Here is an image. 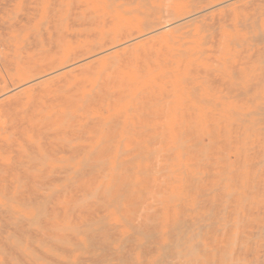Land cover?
<instances>
[{"label": "rangeland", "instance_id": "374dc122", "mask_svg": "<svg viewBox=\"0 0 264 264\" xmlns=\"http://www.w3.org/2000/svg\"><path fill=\"white\" fill-rule=\"evenodd\" d=\"M0 264H264V0H0Z\"/></svg>", "mask_w": 264, "mask_h": 264}, {"label": "bare ground", "instance_id": "6f19581e", "mask_svg": "<svg viewBox=\"0 0 264 264\" xmlns=\"http://www.w3.org/2000/svg\"><path fill=\"white\" fill-rule=\"evenodd\" d=\"M89 1V0H88ZM186 1V0H185ZM100 2V1H99ZM213 2V1H212ZM87 3V2H86ZM90 3H92V2H90ZM89 3V4H90ZM101 3V2H100ZM135 3V2H134ZM177 3V2H176ZM99 4V3H98ZM90 5H93V4H90ZM95 5V4H94ZM99 5H101V4H99ZM204 5V4H203ZM95 6H97V5H95ZM81 7H83V6H81ZM99 7V6H98ZM100 8V7H99ZM107 9H109L108 7H107ZM101 10V9H100ZM194 11V10H193ZM124 12V11H123ZM141 12V11H140ZM203 12H204V10H203ZM119 13V12H118ZM125 13V12H124ZM157 13V12H156ZM197 13V12H196ZM95 14V13H94ZM113 14V13H112ZM111 14V15H112ZM128 14H129V12H128ZM127 14V15H128ZM91 15H93V12H91ZM108 15V14H107ZM126 15V14H125ZM126 15V16H127ZM155 15V14H154ZM198 15V14H197ZM105 17V16H104ZM109 18H110V16H108ZM114 17V16H113ZM154 17H156V15L154 16ZM109 18H108V23H109ZM118 18V17H117ZM193 18V17H192ZM154 19V18H153ZM164 19V18H163ZM156 20V19H155ZM158 20V19H157ZM156 20V21H157ZM107 21V20H106ZM134 21V20H133ZM166 21V20H165ZM128 22H129V19H128ZM216 22V21H215ZM111 24H112V22H110ZM109 23V25H111ZM153 23V22H152ZM150 24V23H149ZM155 24V23H154ZM130 25H131V23H130ZM148 25V24H147ZM108 26V25H107ZM146 26V25H145ZM144 26V27H145ZM141 27V26H140ZM147 27V26H146ZM148 27H150V26H148ZM151 28V27H150ZM210 28V27H209ZM107 29V28H106ZM124 31V30H123ZM101 32V31H100ZM135 32H133V31H130V30H126V31H124V32H119L118 34H114L112 37H113V42L114 43H121V42H123V41H129V40H132L133 38H134V36H135V34H134ZM93 34V33H92ZM70 37V36H69ZM93 37V36H92ZM143 37V36H142ZM171 38H172V36H170ZM181 37V36H180ZM180 37H179V39H180ZM75 38V37H74ZM161 39V38H160ZM89 40V39H88ZM137 40V39H136ZM74 42V41H73ZM106 42H107V40H105V43L104 44H106ZM172 42V41H171ZM73 44V43H72ZM103 43H102V47L101 48H96V47H93V51L94 52H96V51H98V50H102L103 48H104V45ZM170 44V43H169ZM179 44V43H178ZM186 45V44H185ZM93 51L92 52H90V53H93ZM75 53H76V51H74ZM89 53V54H90ZM107 53V52H106ZM148 53V52H147ZM78 54V53H77ZM149 54V53H148ZM92 56V55H91ZM77 57H79L78 55H77ZM92 57H94V56H92ZM171 58V57H170ZM93 60H95V58L93 59ZM108 60V59H107ZM161 60H162V58H161ZM97 61V60H96ZM106 62H108V61H106ZM135 62V61H134ZM137 62V61H136ZM164 62V61H163ZM105 63V62H104ZM169 63V62H168ZM92 64V63H91ZM94 65V64H93ZM107 65V64H106ZM139 65H140V63H139ZM96 66V65H95ZM109 66V65H108ZM141 66V65H140ZM163 66V65H162ZM169 66H170V64H169ZM122 68V67H121ZM163 68H164V66H163ZM107 70V69H106ZM46 71H48V70H46ZM21 74H20V79L22 80V82H24V81H27L28 79H30V74H31V71H29V70H24V71H21L20 72ZM147 73V72H146ZM193 73V72H192ZM144 75V74H143ZM143 77V76H142ZM158 77V76H157ZM171 78H172V76H171ZM159 80V79H158ZM162 80H163V78H162ZM156 81V80H155ZM160 81V83H161V80H159ZM159 81H157L158 83H159ZM173 81V80H172ZM209 81V80H208ZM210 82V81H209ZM208 82V83H209ZM212 82V81H211ZM210 82V83H211ZM209 83V84H210ZM98 84H100V83H98ZM162 84V83H161ZM211 85H212V83H211ZM215 86V85H214ZM150 87V86H149ZM151 88V87H150ZM166 88V87H165ZM172 88V87H171ZM170 88V89H171ZM215 88V87H214ZM35 89V88H34ZM167 89H169L168 87H167ZM227 90H229V89H227ZM34 91H36V89L34 90ZM57 91V90H56ZM99 91V90H98ZM150 91H151V89H150ZM158 91H159V89H158ZM162 91V90H161ZM152 92V91H151ZM169 92V91H168ZM194 92V91H193ZM230 91H228V93H229ZM102 93H103V91H102ZM156 93V92H155ZM176 93V92H175ZM195 94V93H194ZM93 95H94V93H93ZM177 95V94H176ZM182 95V94H181ZM231 95V94H230ZM245 96H246V94H244ZM160 96H161V94H160ZM179 96V95H178ZM183 96H185V94L184 95H182V98H183ZM97 97V96H96ZM95 97V99H97ZM130 96H128V98H129ZM159 97V96H158ZM247 97V96H246ZM31 98V97H30ZM171 98V97H170ZM191 99H192V97H190ZM33 99H35L34 97H33ZM159 99H160V101H161V98L159 97ZM176 99V98H175ZM184 99V98H183ZM234 99H237V98H234ZM246 99V98H245ZM31 100H32V98H31ZM92 100H94V99H92ZM180 100V99H179ZM185 100V102H186V99H184ZM135 101V100H134ZM165 101H167V100H165ZM199 101V100H198ZM238 101H240V100H238ZM32 102H33V100H32ZM111 102V101H110ZM162 102V101H161ZM168 102V101H167ZM170 102V101H169ZM189 102H192V101H189ZM188 102V103H189ZM208 102V101H207ZM240 102H242V101H240ZM87 103V102H86ZM93 102H91V107H92V104ZM194 103V102H193ZM202 103V102H201ZM239 103V102H238ZM124 104V103H123ZM166 104V103H165ZM168 104V103H167ZM212 105H213V103H211ZM139 105V104H138ZM137 105V107H139ZM147 105H149V104H147ZM178 105H180V104H178ZM183 105H185V103L183 104ZM187 105V104H186ZM191 105V104H190ZM203 105V104H202ZM207 105V104H206ZM211 105V106H212ZM181 107V109H183L182 108V102H181V105H180ZM208 106V105H207ZM167 108H168V105L166 106ZM172 107H173V105H172ZM186 107V106H185ZM184 107V108H185ZM186 108H188V107H186ZM186 108H185V110H186ZM171 109V108H170ZM194 109V108H193ZM197 109V108H196ZM206 109L207 108H205V111H206ZM213 109V108H212ZM218 109V108H217ZM223 109V108H222ZM226 109V108H225ZM164 110H165V108H164ZM167 110V109H166ZM166 110H165V112H166ZM172 110V109H171ZM170 110V111H171ZM175 110V109H174ZM188 110H190V109H188ZM216 110V109H215ZM167 111H169V110H167ZM184 111V110H183ZM182 111V112H183ZM199 111V110H198ZM213 111H214V109H213ZM219 111V110H218ZM224 111H226V110H224ZM180 112V111H179ZM186 112H187V110H186ZM185 111H184V113H186ZM191 113H192V111H190ZM194 112V114H195V111H193ZM221 112V111H220ZM183 113V114H184ZM207 113V112H206ZM101 114V113H100ZM205 114V113H204ZM208 114V113H207ZM227 113H225V115H226ZM229 114V113H228ZM91 115V114H90ZM119 115V114H118ZM179 115H180V113H179ZM188 115H190V113L188 114ZM221 115V114H220ZM230 115V114H229ZM93 116V115H92ZM104 116V115H103ZM183 116L185 117V119L187 118L188 120H189V118L191 117H187L185 114L184 115H182V116H180L181 117V119L183 120ZM192 116H193V114H192ZM210 115H208V117H209ZM97 117V116H96ZM194 117V116H193ZM201 117V116H200ZM216 118H217V116H215ZM220 117V116H219ZM93 118V117H92ZM133 118H135L134 116H133ZM213 118V117H212ZM211 118V119H212ZM228 118V117H227ZM91 119V118H90ZM103 118H101V121H103L102 120ZM184 119V120H185ZM186 119V120H187ZM203 119H205V118H203ZM208 119V118H207ZM229 119L231 120L232 118H230L229 117ZM158 120V119H157ZM185 120V121H186ZM206 120V119H205ZM208 120H210V119H208ZM226 120V119H225ZM224 120V121H225ZM105 121V120H104ZM207 121V120H206ZM212 121H214V120H212ZM224 121H222V122H224ZM227 121V120H226ZM231 121H233V120H231ZM234 121L235 122H237L235 119H234ZM108 122V121H107ZM178 122V121H177ZM187 122V121H186ZM219 122V121H218ZM102 123V122H101ZM104 123H106V121L105 122H103V124ZM208 123V122H207ZM220 123V122H219ZM226 123V122H225ZM232 123V122H231ZM203 124H205V123H203ZM212 124H213V122H212ZM91 125V124H90ZM233 125H235V123H233ZM85 126V125H84ZM83 126V127H84ZM87 126V125H86ZM213 126V125H212ZM88 127H89V123H88ZM186 127V126H185ZM210 127V126H209ZM77 128V127H76ZM98 128H100V127H98ZM183 128V127H182ZM187 128V127H186ZM191 128V127H190ZM203 128V127H202ZM78 129V128H77ZM81 129V128H80ZM84 129H86V128H84ZM90 128H88L87 130H89ZM192 129V128H191ZM188 130V129H187ZM187 130H186V133H188L187 132ZM201 130H203V129H201ZM66 131H68V130H66ZM84 131V130H83ZM82 131V132H83ZM210 131V130H209ZM77 132V131H76ZM80 132V131H79ZM91 132V131H90ZM90 132H89V136L92 134V132H91V134H90ZM211 132H213V131H211ZM221 132V131H220ZM71 133H72V131H71ZM189 134V133H188ZM204 134V133H203ZM92 135H94V134H92ZM70 136V135H69ZM70 137H72V136H70ZM79 137H81V135L79 136ZM91 138V137H90ZM89 138V139H90ZM78 139V138H77ZM184 139H186L185 137H184ZM46 140V139H45ZM48 140V139H47ZM49 141V140H48ZM45 142V141H44ZM50 143V142H49ZM94 143V142H93ZM97 144H98V142H96ZM46 144V143H45ZM58 144V143H57ZM47 145V144H46ZM50 145H51V143H50ZM53 145V144H52ZM91 145V144H90ZM94 145V144H93ZM99 145V144H98ZM17 146V145H16ZM63 146V145H62ZM70 146V145H69ZM73 146V145H72ZM75 146V145H74ZM50 147V146H49ZM65 147V146H64ZM63 147V148H64ZM67 148H69L68 146H66ZM75 147H77V145L75 146ZM84 147V146H83ZM93 147H95V146H93ZM93 147H91L92 149H94ZM39 148V147H38ZM89 149V150H91L92 151V149ZM113 148V147H112ZM74 149V148H73ZM85 149V148H84ZM49 150V149H48ZM57 152L54 150V152H56V153H60L62 150L64 151V149H60V148H57ZM61 150V151H60ZM86 150V149H85ZM88 150V149H87ZM86 150V151H87ZM44 151H47V150H44ZM49 151H51V150H49ZM63 151L61 152L62 154H64L63 153ZM79 151V150H78ZM91 151H89V152H91ZM96 151L97 150H95V152H93L94 153V155H95V153H96ZM105 150L103 149V148H101L100 150H98V153L99 154H101V153H103ZM30 152V151H29ZM52 152V151H51ZM50 152V153H51ZM72 152V151H71ZM76 152H77V150H76ZM45 153V152H44ZM49 153V154H50ZM66 153V152H65ZM74 153V152H73ZM69 154H71V153H67V156H70ZM84 154H85V152H84ZM97 154V153H96ZM35 155V154H34ZM53 155V154H52ZM57 155H60V154H57ZM56 154H55V156H57ZM89 156H90V153L88 154ZM47 156V155H46ZM51 156V155H50ZM86 156V155H85ZM88 156V157H89ZM37 157V156H36ZM52 157V156H51ZM99 157V156H98ZM38 158V157H37ZM72 158V157H71ZM85 158V157H84ZM91 158H93L92 156H91ZM90 158V159H91ZM5 159V158H4ZM39 159V158H38ZM57 161H59L58 163H60L61 162V164H63V166H62V168H57V169H61V171L60 172H57V174H54V176L53 175H51V174H46V176H41V175H37V174H35V173H32V172H30V170L23 164V163H16V164H13L10 168H9V170H8V173H9V178L10 177H13V179H14V177H16V178H19L20 180L22 179V180H24V179H26V182L30 185V186H32L33 188H34V190H37L38 188H41L42 186H44V185H48V187L49 186H60V185H64V184H66L68 181H69V179H70V176L72 175L71 173H72V171L74 170V164H73V162H72V160L70 159V158H67V157H64V159L65 160H62V159H57V158H55ZM74 159V158H73ZM78 159V158H77ZM86 159V158H85ZM94 159H96L95 158V156H94ZM113 159V158H112ZM61 160V161H60ZM42 161V160H41ZM45 160H43L42 162H44ZM50 161H51V159H50ZM53 161V160H52ZM51 161V162H52ZM86 161H88V159L86 160ZM29 162V161H28ZM35 162V161H34ZM85 162V161H84ZM91 163H92V161H90ZM94 162H95V160H94ZM93 162V163H94ZM46 163H47V161H46ZM55 163V162H54ZM85 163H89V161L88 162H85ZM84 163V164H85ZM98 163V162H97ZM45 164V163H44ZM82 164V163H81ZM95 164V163H94ZM99 164V163H98ZM103 164V163H102ZM35 165V164H34ZM58 165V164H57ZM76 165V164H75ZM86 165V164H85ZM99 166V165H98ZM34 167V166H33ZM39 167V166H38ZM47 167H48V165H47ZM55 167V166H54ZM58 167V166H57ZM60 167H61V165H60ZM80 167V166H79ZM40 169H41V166L39 167ZM53 168V167H52ZM82 169L81 170H83L84 168L83 167H81ZM91 168V167H90ZM55 169V168H54ZM53 170V169H52ZM80 170V171H81ZM85 170V169H84ZM83 170V171H84ZM106 170V169H105ZM88 171V170H87ZM86 171V172H87ZM96 171V170H95ZM43 173H44V171H42ZM82 172V171H81ZM88 173H89V171H88ZM87 173V174H88ZM76 173H74V175H75ZM83 174V173H82ZM55 175H57V176H55ZM78 176H79V174H78ZM86 176V175H85ZM87 177V176H86ZM7 180H8V178H3V179H1V183L3 184V183H5V182H7ZM68 184V183H67ZM31 188V187H30ZM13 192H14V190H13ZM7 193V192H6ZM5 193V194H6ZM8 193H10L9 191H8ZM19 194V193H18ZM25 194H20L19 195V197L18 198H16V201H18V200H20V201H22V202H24V199H26L25 198V196H24ZM28 198H30L29 196H27ZM15 199V198H14ZM8 200V199H7ZM7 214V213H6ZM3 216V215H2Z\"/></svg>", "mask_w": 264, "mask_h": 264}]
</instances>
